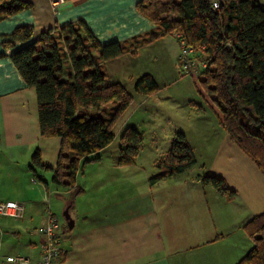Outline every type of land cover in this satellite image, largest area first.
Returning <instances> with one entry per match:
<instances>
[{
  "label": "trees",
  "instance_id": "1",
  "mask_svg": "<svg viewBox=\"0 0 264 264\" xmlns=\"http://www.w3.org/2000/svg\"><path fill=\"white\" fill-rule=\"evenodd\" d=\"M214 1L140 0L138 10L157 22L162 35L180 34L193 48L194 57L202 59V90L223 114L230 139L264 175V0H218L219 9L213 8ZM30 7L25 0H0V21ZM0 37L2 47L13 50L11 60L26 86L35 89L41 137L61 139L55 167L43 162L39 150L29 167L32 171L35 166L52 170V184L75 195L70 202L73 207L74 198L83 192L76 184L80 160L113 142L114 125L134 102L124 85L106 83L100 62L136 55L160 35L152 34L130 47L117 41L102 44L80 20L45 31L38 39H34L31 25L18 26ZM93 50L100 51L98 61ZM4 56L0 53V58ZM64 59L70 61L73 70L68 79H64ZM158 90L150 74L141 75L135 82L139 94ZM113 101L117 106L109 120L80 111L81 107L100 108ZM120 141L119 164H134L143 142L141 132L127 127ZM196 163L187 136L177 132L167 154L157 161L158 173L150 183L184 173ZM198 179L228 199L237 194L222 176L205 172ZM243 229L254 245L236 264H264V211L244 223Z\"/></svg>",
  "mask_w": 264,
  "mask_h": 264
},
{
  "label": "crops",
  "instance_id": "2",
  "mask_svg": "<svg viewBox=\"0 0 264 264\" xmlns=\"http://www.w3.org/2000/svg\"><path fill=\"white\" fill-rule=\"evenodd\" d=\"M25 1L31 3L28 10L0 21V36L10 34L18 26L31 25L34 29V39H38L45 31L81 20L102 44L117 41L130 47L135 41L145 39L150 34H158L160 37L156 42L162 40L165 49L171 51L175 58L180 55L178 36L162 35L163 30L157 22L138 10L140 0H63L58 11H54L49 0ZM12 52L11 49H4L0 41V53H5V56L0 58V124L12 115L13 105L18 104L24 108L27 97L30 95L33 98L32 91L26 86L11 60ZM108 62L102 63L103 69L104 64ZM132 77L129 74L128 80ZM125 79L124 76L123 80ZM208 104L224 128L223 114L211 99ZM33 122H38V115ZM12 130L0 126V157L3 156L5 146L11 149L16 147V151L23 143L18 137L23 131L13 128ZM38 132L40 133V128L37 129L36 135ZM239 150L245 155L242 157L244 159L243 163H240L241 166L236 171H229L225 176L220 172L218 174L223 176L231 188L247 195L245 201L251 208L261 209L264 203L259 192L261 187L264 189V181L261 179L264 175L259 169L251 168V158L241 148ZM252 162L254 163L253 160ZM3 163L4 161L1 164ZM254 165L256 166L255 163ZM23 168L26 176L22 170L20 172L25 181H15L14 186L9 182L5 184L0 181V201H17L23 204L26 210L21 221V230L17 228L18 224L14 226L9 223L7 217H0V260L7 255H15L7 254L9 245L11 251L29 248L31 251L35 250L29 258L34 261L40 259L41 237L36 230L46 224V210L51 204L47 202V196L50 198L54 188L59 187H54L48 180L44 184L31 180L27 168ZM243 174L249 178L246 179ZM232 175L236 177L237 182H232ZM176 176L152 185L149 198L147 194L150 205L147 209L139 206L137 190H120L123 186L120 181L116 183L113 178L107 177L106 193L95 199L83 198L82 206L72 212L75 219L74 228L67 235L66 229L62 228V247L65 253L54 264H236L247 253L244 255L242 249L228 251L229 249L225 248L227 238L222 239L219 250L220 237L216 234L218 232L211 230L207 223L203 224L198 217L201 213L194 214L191 218H172L173 213L168 208L171 200L168 197L172 196L175 200L179 195L177 190L181 187L198 188L201 183L198 176L195 181L189 179L186 182ZM240 177L247 182L241 184ZM216 193L220 196L216 199L222 204V200L233 202L219 192ZM250 197H253V201ZM257 197L259 202L254 205ZM240 212L242 217L239 221L243 224L259 213L257 210L243 213L242 209ZM216 229L219 230L217 227ZM9 232L12 235H9ZM15 239L17 242L11 243V240ZM27 251L29 253V250Z\"/></svg>",
  "mask_w": 264,
  "mask_h": 264
},
{
  "label": "rangeland",
  "instance_id": "3",
  "mask_svg": "<svg viewBox=\"0 0 264 264\" xmlns=\"http://www.w3.org/2000/svg\"><path fill=\"white\" fill-rule=\"evenodd\" d=\"M151 35H148L147 38H150ZM92 54L98 61L100 51L93 50ZM124 56L121 59L115 58L108 60L109 62L105 61L108 63L104 64L103 72L106 75L107 84L121 82L133 96L134 102L115 124L113 142L96 154L88 155L80 160V170L77 174L76 184L83 188V192H81L82 195H79V197L76 195L74 198L72 212L82 206L83 198L95 199L102 193H106L107 183L105 179L107 177L113 178L116 183L120 181V184L123 185L120 190L125 191L126 188L127 190L131 189V192L137 190L139 206L147 209L150 206L147 194L149 198L152 188L150 178L158 172L156 163L167 154L171 141L177 132H183L187 136L197 159L195 166L176 176L180 177L179 179L182 182L189 179L195 181L199 174L205 172L222 176L218 174L220 172L225 176L229 171H236L241 166L240 163H243L244 158L242 157H245V155L242 154L236 144L229 140L230 138H227L228 135L218 116L208 104L210 99L200 85V80L203 78L201 66L198 65L193 68V75L183 71V64L179 56L178 58L172 56L171 51H167L163 46L162 40L158 42L155 40L148 47H141L136 55L125 54ZM196 61L202 62V59L196 55ZM63 71L64 79H68L73 73L68 59L63 60ZM129 74L133 76L131 80H128ZM144 74H150L157 82L159 90L156 93L143 95L135 91L136 80ZM124 76L125 81L123 80ZM30 90L33 93V98L30 95L27 97L24 108L18 104L13 105L11 108L12 115L0 124L1 127L10 131H13L12 128L23 131L18 136L23 141L20 144V149L15 151L16 147L11 149L5 146L3 156L0 157V162L4 161L3 164L0 163V181L5 184L9 182L13 186L15 181H25L20 172L22 170L24 176H26L23 167L27 168L31 180L37 183L43 182V184L44 181L48 180L49 183H52V170L35 166V171H32L29 166L32 163L34 152L39 150L43 162L55 167L60 151L61 139L59 137L42 138L39 132L36 135L39 125L38 122H33V120H36L38 115L37 98L35 89L30 88ZM116 106L117 102L113 101L100 108L81 107L80 111L109 120ZM129 126H133L141 132L143 142L135 163L123 166L119 164L120 138ZM249 161L251 168L258 169L251 159ZM243 176L246 179L249 178L245 174ZM261 179L264 181L263 176H261ZM231 180L234 183L237 182L234 175H232ZM240 182L244 184L247 180L240 177ZM199 185L198 188L181 187L177 190L179 195L175 200L172 196L168 197L171 200L168 208L173 213L172 218L177 216L191 218L194 214L201 213L198 217L203 221V224L207 223L211 230L218 232L216 234L220 237L219 250H221L222 239L227 238L225 248L229 249L228 251L242 249L244 255L248 253L254 242L244 231L243 223L239 221V218L242 217L240 210L242 209L243 213L257 210L260 214L264 211V204L261 205V209L251 208L249 203L245 201L247 195L234 188L232 189L236 190L237 194L234 199L229 200H233V202L222 200V204L216 199L220 196L216 193L215 188L204 186L202 183ZM43 191V194H45V186ZM259 195L264 203V189L262 187ZM74 196L71 191L60 186L54 188L50 198L47 196V202H51L49 210L59 218L63 228L66 229V235L70 230H68L63 212L70 205L69 202ZM250 200L253 201V197H250ZM258 202L259 198L257 197L254 205ZM7 218L9 219L8 222L14 224V226L18 224L17 228L21 230L22 218ZM9 235H12L11 232H9ZM63 239L64 234H62ZM16 242V239L11 240V243ZM10 248L11 245L7 248V254L13 253L15 254L13 256L28 258L32 264H37L40 260L34 261L33 258H29L35 251H31L30 248L27 249L29 253L27 250L11 251ZM4 258L0 260V264L4 261Z\"/></svg>",
  "mask_w": 264,
  "mask_h": 264
},
{
  "label": "built area",
  "instance_id": "4",
  "mask_svg": "<svg viewBox=\"0 0 264 264\" xmlns=\"http://www.w3.org/2000/svg\"><path fill=\"white\" fill-rule=\"evenodd\" d=\"M51 7L54 11H58L60 4L63 0H49ZM214 9L220 8V2L215 0L213 3ZM179 38L180 45V61L183 64L182 69L188 73H193L192 70L196 66L205 67V63L197 62L196 57H194V50L187 46L185 40L181 38L180 34H176ZM25 207L23 204L17 201H0V217H13V218H23L25 216ZM62 224L59 218L50 212L47 208L46 214V224L36 230L40 235V246L41 254L40 260L37 264H54L57 259H59L65 250L62 247ZM1 264H32L30 259L24 258L23 256H13L8 255L4 258Z\"/></svg>",
  "mask_w": 264,
  "mask_h": 264
},
{
  "label": "water",
  "instance_id": "5",
  "mask_svg": "<svg viewBox=\"0 0 264 264\" xmlns=\"http://www.w3.org/2000/svg\"><path fill=\"white\" fill-rule=\"evenodd\" d=\"M63 216L67 222L68 230H72L75 226V219L72 215V206L69 205L63 212Z\"/></svg>",
  "mask_w": 264,
  "mask_h": 264
}]
</instances>
